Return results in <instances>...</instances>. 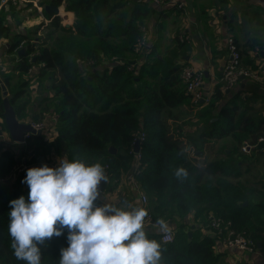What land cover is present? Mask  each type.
<instances>
[{
    "label": "trees",
    "instance_id": "16d2710c",
    "mask_svg": "<svg viewBox=\"0 0 264 264\" xmlns=\"http://www.w3.org/2000/svg\"><path fill=\"white\" fill-rule=\"evenodd\" d=\"M60 8L73 13V24H61ZM151 12L147 3L138 1L46 0L45 19L68 36L52 37L48 33L50 42L37 45L30 44L34 39L28 35L14 33L9 9L0 10V39L13 38L7 54L18 59L15 70L22 75L32 70L31 77L37 78L39 86L47 80L44 87L52 93L50 100L40 99L37 108L41 111L36 120L47 113L56 114L57 136L53 142L49 143L46 132H42L31 135L22 145L27 163L30 168L42 167L41 161L55 155L69 162L80 160L86 166L109 164L111 172L107 177L118 179L133 167L134 157L129 150L134 134L143 127L145 168L139 180L149 195L150 203L145 209L155 218L169 219L174 214L179 217V229L172 243L163 244L158 232L146 230L148 239L160 244V264H229L224 254L215 250V236L201 233V227L189 226L184 220L189 213L196 220L210 213L230 220L235 229L257 243L264 257V172L253 174L249 166L243 170L246 155L238 146L230 153L223 146L217 154L222 156L212 158V150L226 137H232L237 144L246 138L256 140L264 129V116L258 111L248 115L253 109L249 105L252 98L242 99L241 93L230 95L216 88L210 102L191 114L197 119V129L192 139V135L187 137L190 146L198 151L195 156L190 155L178 125L170 123L179 119L173 110L181 111L183 106L195 109L180 77L179 52L162 57L159 45H154L151 55L134 69L131 66L135 60L127 58L145 33ZM23 41L26 51L19 55ZM256 47L259 58L264 59V40L251 39L252 53ZM32 52L36 55L30 60ZM241 53L245 66L257 67V57L248 52L244 56L242 49ZM10 79L0 80V134L8 132L2 95L3 86L8 89ZM28 85L22 81L10 100L18 119L25 116L24 105L28 101L20 104L19 100H23ZM49 145V151L45 150ZM110 147L116 152H111ZM207 149L209 152H204ZM202 155L204 158L198 160ZM254 155L252 161H257ZM20 156L0 144V178L12 170ZM179 168L187 171V177H176ZM27 170L14 181L0 183V264H25L14 256L8 225L10 202L21 196L28 198L30 190L23 182ZM67 235L65 229L63 235L41 246V264H59L61 249L68 246Z\"/></svg>",
    "mask_w": 264,
    "mask_h": 264
},
{
    "label": "clouds",
    "instance_id": "9594fccd",
    "mask_svg": "<svg viewBox=\"0 0 264 264\" xmlns=\"http://www.w3.org/2000/svg\"><path fill=\"white\" fill-rule=\"evenodd\" d=\"M58 165L28 169L27 200L10 202L8 233L17 260L41 264V246L67 229L68 246L61 249L59 264H160V244L145 230L146 209L97 203L108 180L100 163L59 158ZM175 175L188 173L179 168ZM157 223L162 232L169 231L163 220Z\"/></svg>",
    "mask_w": 264,
    "mask_h": 264
},
{
    "label": "crops",
    "instance_id": "0c3cea01",
    "mask_svg": "<svg viewBox=\"0 0 264 264\" xmlns=\"http://www.w3.org/2000/svg\"><path fill=\"white\" fill-rule=\"evenodd\" d=\"M135 1L138 0H129L130 3H133ZM179 1L183 3L182 8L174 4L157 7L151 3H147L150 9L152 10L149 20L146 21V26L149 28L150 31L149 47L153 49L154 45H159L162 57L169 55L174 51H178L180 57L177 61V64L181 65L182 68L187 65L193 66L196 69L203 70L205 73V92H212L214 89L218 87L221 88L222 86L220 84V78L222 70L228 58V38L233 36L237 40L240 48L244 52V56L245 52H248L249 56H253L252 49H250L251 39H253L254 37H259L264 40V24H261L264 23V8L260 4L254 2V0ZM60 9L63 10V8ZM64 12L66 15H70L71 17V19H69L68 21L69 24L67 25L73 24V13L66 12L65 10ZM48 21L49 20H46V22ZM254 29L258 31L257 35H253ZM42 33L43 32L39 30L37 37H35L34 39L36 40L35 42H37V44L40 43L39 40L40 37H42L40 36L42 35ZM180 35L187 36L189 38V42H180L181 44L177 45L179 44L178 38ZM2 41L4 42H0V57H7L8 54L6 52L10 42H8V39H3ZM262 54L264 55V49L262 51ZM8 56L12 57V59L8 61L10 62L12 67L8 69V72L19 73L16 70L13 71V68L15 69L18 59L16 58L15 60H13L12 55ZM256 60L257 58L255 59V62H257ZM3 62H5V60ZM30 72H32V70ZM30 72L27 75L23 76L28 79V77L32 75L30 74ZM3 76L10 77V74L7 73ZM29 79H31L29 81V84L31 86L26 87V90L28 91L29 89H31L33 90V94L38 96L40 92V87L39 82L36 81L37 78L35 76H30ZM227 92L230 95L241 93L242 99L252 98L249 102V105L253 109H250L248 111V115L258 111V114L264 116V82L258 83L247 79H241V81L232 90ZM27 93L28 92L25 93L24 97ZM47 94L52 93L47 92ZM39 101L40 100H38V102H35L36 105H33L35 106V108H32V112L34 110V113L38 112V115L40 114V108H37V106L39 105ZM194 110L191 111L188 107L183 106L181 111H179V109H175L173 111H178V115L188 114L190 116L191 112H195ZM55 121L56 115L54 116V122L52 123L54 126ZM178 121L180 120H171L170 123H172L173 125H181L180 123H178ZM262 132L260 136L264 134V129L262 130ZM51 135L52 134L50 131L46 132V140L49 142L53 141L52 139L50 140ZM56 136L57 133L55 132V138ZM245 140L253 139L246 138L242 141V143ZM230 141H234V139L232 137H226L220 140L216 145L217 148L215 147V153L213 154L212 158L218 156V146H222L228 142L230 143ZM242 143L240 144L239 149H237L240 150L241 154L246 155L244 160V166L242 167L243 170H246L248 166L251 167L253 165L252 157L254 154H256L254 155V157L258 158L257 160L264 161V155L260 151H257V148V150L253 151L251 154L242 153ZM0 144L3 145L4 149H17L16 152H18V149H22L21 144L14 143L11 140L9 132H3L2 134H0ZM231 149L233 150V147H226V152L230 153ZM189 154L191 155V153ZM49 158L50 156H47V159ZM51 158L54 159V161L48 162L45 159L39 164H47L49 166L58 165L59 157L53 155L51 156ZM203 158L204 156L202 155V157L199 156L197 159L200 160ZM28 169H30V165ZM115 181L116 180H108L107 184L109 190L104 204H112L117 207H124L125 205H130L131 207L126 210H131V208L139 207L137 192L134 191L128 183H117ZM211 214L212 213H210L209 215ZM209 215L199 217L196 220L194 219V214L189 213V215H187L184 220L189 224V226L201 227V233L206 234L207 229L204 228L205 226H207V219ZM164 220H168L174 226L170 218ZM178 229L179 228L176 227L177 231ZM218 247L220 249L219 252L224 254V258L229 264H245L252 261L264 262V257L261 253L253 256H247L246 254L237 255L234 254L232 250H228L222 247L220 244H218Z\"/></svg>",
    "mask_w": 264,
    "mask_h": 264
},
{
    "label": "built area",
    "instance_id": "2783aa9c",
    "mask_svg": "<svg viewBox=\"0 0 264 264\" xmlns=\"http://www.w3.org/2000/svg\"><path fill=\"white\" fill-rule=\"evenodd\" d=\"M27 2H29V0H0V10L2 8H9L10 6H16L20 8L23 7ZM138 2L151 3L157 7L171 4L177 5L180 8L183 7V3L179 0H138ZM64 15L63 10L60 9L59 16L64 17ZM144 30L145 33L143 34L142 38L138 40V43L134 48V52L139 55L141 53L145 54V56L143 57L145 60L146 57L151 55L152 49L149 47V28L144 27ZM178 40L181 43L189 42V38L185 35H180ZM25 42L26 41L22 42V45L20 46L21 49L24 48L23 44ZM146 42L148 43L146 44ZM30 44H35V40H31ZM143 48H145L146 50H143ZM227 52L228 58L226 64L224 65L220 78L222 91L232 90L241 81V79H247L258 83L264 82V59L259 58V48H256L255 52L252 53L253 57H257L256 68H251L243 64L241 48L237 40L233 36L229 37L227 40ZM35 55L36 52H32L30 55V60ZM144 60H135L131 66V69H134L137 64L143 63ZM91 64H93V62H91ZM180 77L183 81V84L185 85L187 94L190 95L191 103L196 109L201 108L202 106L207 105L210 102L215 89L212 92H205V73L203 70L186 65L182 68ZM29 124L35 130V133L49 131L47 128L48 126L44 122H35ZM31 135L35 134L32 132L26 133L24 135V142L19 144H26L27 140L31 138ZM145 140L146 132L144 128L141 127L134 134L131 142V148L129 150V154L134 157L133 167L127 173H124L120 178L114 179L117 183H128L131 188L137 192L139 202V207L137 208L144 209L149 205V197L142 188L139 176L145 168V165L143 164L142 153V145ZM136 144L139 145V151L137 152L135 150ZM256 150L260 151L264 155V134L259 136L256 140H245L241 145V151L244 154H251ZM27 158L28 156L24 155L22 159L13 166L12 170L5 177L0 178V183L14 181L20 173L27 170L29 168ZM102 166L105 169V174L107 176L111 172L110 165L103 164ZM108 180H110L109 177ZM107 183H102L101 185V200L97 202L98 204H104L109 190ZM159 220H163L165 223H167L169 227V231L167 233L160 230V226L157 223V221ZM144 224L145 230L152 229L160 234L159 240L161 243L168 244L174 241L176 229L168 220L155 218L153 213L148 212V215L145 217ZM204 229H207L206 233L212 234L217 238L215 250L218 252L220 250L218 244H220L222 247L228 250L237 251L239 254H246L247 256L259 254L257 243L249 236H247L244 232L235 229L230 220H226L225 218L211 214L207 219V226H205Z\"/></svg>",
    "mask_w": 264,
    "mask_h": 264
},
{
    "label": "rangeland",
    "instance_id": "374dc122",
    "mask_svg": "<svg viewBox=\"0 0 264 264\" xmlns=\"http://www.w3.org/2000/svg\"><path fill=\"white\" fill-rule=\"evenodd\" d=\"M45 1L46 0H29V2L25 3L23 7L12 8V9L6 8L7 10L9 9V13H8L9 14L8 15L9 16V24H11V26L13 28V32L16 33V34H28L29 37L35 39V37H37L38 31L40 30V31L43 32L42 35H40V36H42V37H40V40H39L40 43H38L40 45L41 44L44 45V43L47 44L48 42H50V39L47 36L48 33H51L52 37L54 35L56 37L60 36V35L61 36H68L67 34H64L61 31L55 30L53 26L51 27L50 26V24H51L50 21L46 22V19H45L44 15H43V8H44ZM64 14H65V12H64V9H63V15ZM69 19H71L70 15H66L65 14L64 17H61V24L62 25L69 24V22H68ZM254 34H256V35L258 34V31L256 29H254V31H253V35ZM3 39H5V38H3ZM2 40L0 42H4ZM8 40H9L8 42H12L13 38H11V39L9 38ZM87 42H90V41L87 40ZM35 43L37 44V42H35ZM147 43L148 42H146V44ZM143 50H146V49L143 48ZM8 55H7V57H5V56L0 57V80L4 81L7 78H11L10 79L11 80L10 81V86L8 87V89H6V91H7V97L6 98L10 102L15 90L18 88L20 83L22 81H24L25 84H27L29 82L25 81V79L23 78V75L20 74V73L8 72L9 71L8 69L11 67L10 62H8V61L11 60V58H12L11 56H8ZM144 56H145V54H143V53H141L139 55V54H136L135 52H130V53H128L127 58L131 59L133 61L134 60H138V59L144 60V58H143ZM116 58L118 59V57H116ZM117 59H115V60H117ZM146 59H147V57L145 58V60ZM4 60H5V62H3ZM145 60L143 62H145ZM88 67L89 66L87 64L86 68H88ZM13 71H15L14 68H13ZM7 73L10 74V77L9 76H7V77L3 76L4 74H7ZM30 74H33V73L30 72ZM25 75H27V74H25ZM30 76H32V75H30ZM29 77H28V79H29ZM30 80L31 79H29V81ZM47 83H48L47 80H44V82L41 83V85L39 86L40 87V89H39L40 92H39L38 96L33 94V90H31V89H29L28 91L26 90V92H28V93L23 98V100H19V102H20V104H24V102L28 101V103L26 105H24L25 106V116L22 119H19V121L23 122V123H35V122H44V123H46V125L48 126L47 127L48 130L52 134L50 140L52 139L54 141L55 140L56 128H55V126L52 123L54 122V116L56 114L55 113L53 114L52 112L51 113H47L45 115V117H43L41 120H36V118L38 116V112L34 113V110L32 112L33 105H36L35 102H38V100H40L42 97L43 98L48 97L47 100H50V98L52 97V94H49V95L47 94L46 89L44 87ZM28 86L30 87L31 85L29 84ZM198 110H199V108L194 110L195 112L191 113V114L194 115ZM40 111H41V109H40ZM178 113H179L178 111H174V114L178 115ZM191 114H190L191 117L188 114H181V115L179 114L178 116H179V120L180 121H178V123H180L181 125H178V127H179V132L183 134L182 138L189 145L188 146L189 147V152L191 153V155L194 156V155H196V152L198 150H196L195 146H190V139L187 137V136L190 137L192 135V137H190L192 139L195 136V135L193 136V134H194V132L197 129V126H196L197 119L195 120L192 117ZM197 134L198 133H196V135ZM223 146L228 147V148L229 147H233V149H236L237 148L236 146H238V149H239L240 144H237L234 141H230V143L228 142V143H226V144H224L222 146H218L219 151L222 149ZM50 148H51V146L49 145V146H47L44 149L49 151ZM52 149H54V148L52 147ZM16 150H15V152H16ZM22 150L23 149H18V152H16L17 155H22V157H23L24 154H23ZM204 152L208 153L209 151L207 149V150H204ZM212 153H215V150H212ZM220 156H222V155L219 154L217 157H220ZM22 157L20 156L17 159V161L19 162L22 159ZM46 160L47 161H51V162L54 161V159H52L51 157L49 159L46 158ZM252 162H253V165L251 166L250 169L252 170L253 174H257L258 171L259 172H264V161L257 160V161H252ZM252 173L248 174V176L251 177ZM148 197H149V195H148ZM170 219H171L172 223L174 224V226L179 228V217L176 214H174L173 217H170ZM238 231H240V230H238ZM233 253L237 254V255L239 254L237 251H233ZM259 253H261V252L259 251Z\"/></svg>",
    "mask_w": 264,
    "mask_h": 264
},
{
    "label": "water",
    "instance_id": "95a60500",
    "mask_svg": "<svg viewBox=\"0 0 264 264\" xmlns=\"http://www.w3.org/2000/svg\"><path fill=\"white\" fill-rule=\"evenodd\" d=\"M254 2L260 4L264 8V0H254ZM26 51V47L22 48L19 51V55L24 53ZM69 59L72 60L73 56H69ZM3 106H4V118H5V123L8 128L9 135L11 137V140L14 143H23L24 142V135L28 132H32L34 134H41V132H36L32 128V126L29 123H23L20 122L19 119L17 118L16 112L9 102V100L6 98L7 97V91L5 86H3ZM135 150L136 152L139 151V145H135ZM110 151L115 153L116 150L114 147H110Z\"/></svg>",
    "mask_w": 264,
    "mask_h": 264
}]
</instances>
